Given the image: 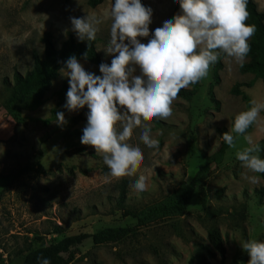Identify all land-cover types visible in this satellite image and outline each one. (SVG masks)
<instances>
[{
  "label": "rangeland",
  "instance_id": "obj_1",
  "mask_svg": "<svg viewBox=\"0 0 264 264\" xmlns=\"http://www.w3.org/2000/svg\"><path fill=\"white\" fill-rule=\"evenodd\" d=\"M254 2L264 12V0ZM110 4V0L95 7L86 0H0V264H19L27 249L65 235L134 226L136 221L122 216L116 205L122 181L128 182L126 204L140 208L164 199L198 170L199 186L182 215L150 224L117 242L93 245L87 239L70 264H247L243 242L264 241V173H247L235 153L247 146L244 135H249L260 144L264 157V111L259 123L236 136L235 147H228L218 160L214 155L221 141L218 129L231 133L230 122L238 112L253 99L264 101V81L241 72L235 61L219 57L217 83H213L214 64L190 100L177 96L167 120L144 121L159 141V153L143 145L135 129L131 142L139 144L144 157L137 173L110 177L102 173L101 155L94 147L80 143L87 107L69 111L58 93L68 81L59 65L67 59L65 41L71 36L87 42L78 40L69 18L100 14ZM144 5L152 9L149 37L138 39L147 43L161 19L180 9H174L172 0H144ZM110 24L104 20L94 40L103 63L112 58L103 50ZM78 62L100 75L98 65ZM51 70L56 75L43 88ZM133 74L138 75L139 69ZM235 83L244 84L241 94L230 93ZM53 109H66L65 124L55 122ZM77 115L81 119L71 124L68 119ZM141 172L148 177L146 190L136 193L130 185ZM243 174L256 175L258 183H248ZM212 228L222 239L223 258L209 242Z\"/></svg>",
  "mask_w": 264,
  "mask_h": 264
},
{
  "label": "clouds",
  "instance_id": "obj_2",
  "mask_svg": "<svg viewBox=\"0 0 264 264\" xmlns=\"http://www.w3.org/2000/svg\"><path fill=\"white\" fill-rule=\"evenodd\" d=\"M177 2L180 11L163 17L147 43L138 37H149L152 9L141 0H111L110 7L100 14L69 18L78 40L86 41L96 39L104 20L111 21L110 38L103 50L112 58L110 63L99 64L100 75L86 71L74 55L61 69L69 85L63 107L69 111L87 107L80 143L93 146L102 156L110 177L137 173L144 157L139 144L131 142L135 129H139L138 140L155 150L154 154L159 153V141L144 121L167 120L180 90L206 77L221 52L239 66L246 62L249 39L256 30L255 25L245 23L247 0ZM137 68L139 74L134 75ZM262 111L264 101L251 100L234 116L231 132L244 134L260 122ZM55 122L66 123L62 112L55 113ZM220 139L235 147L230 132ZM244 140L247 146L236 151V159L247 173H264L260 144L249 135H244ZM164 157L169 158L168 150ZM242 178L252 185L258 183L256 175L243 174ZM147 179L144 173H138L130 186L136 193L143 192ZM241 247L248 254L247 264H264V241L246 240ZM37 261L50 264L47 257L38 256Z\"/></svg>",
  "mask_w": 264,
  "mask_h": 264
},
{
  "label": "trees",
  "instance_id": "obj_3",
  "mask_svg": "<svg viewBox=\"0 0 264 264\" xmlns=\"http://www.w3.org/2000/svg\"><path fill=\"white\" fill-rule=\"evenodd\" d=\"M103 1L104 0H86V4L89 7H95L101 4ZM141 3L144 5V0H141ZM172 3L174 9L178 10L179 4L177 0H172ZM247 12L248 18L245 23L255 25L256 30L252 37L249 39L250 51L247 54L248 61L245 62L243 66H240V71L244 73H251L254 75L255 79H261L264 81V12L257 10L254 0H247ZM64 45L66 47L67 58L74 55L77 60H84L98 66L102 62L100 54L96 50L94 40L84 43L82 41H75L71 36H69ZM219 57H225V55L221 52ZM34 61L36 65L39 63L37 58H35ZM59 65L64 66L63 63ZM221 65V61L218 58L217 62L214 65L215 68L213 72V83H217L218 81L217 71L221 69ZM55 71L56 70H51L49 74H47V76L44 78L42 82L43 88H46L49 84V79L56 75ZM15 76L19 77L18 74H16ZM243 85L244 84L241 83L233 84L229 90L230 93L233 95L241 94V87ZM68 86L69 85L67 82H64L61 85L58 91L60 99H66L65 94ZM198 88L199 81L196 84H190L186 89H181L177 96L186 100H190L197 93ZM209 96L211 100L216 102V100L213 98L212 90H209ZM242 97L244 100H247L244 95H242ZM56 112H62L64 115L66 109H53L51 111L53 117H55ZM79 119H81V117L77 115L70 117L68 120L71 124H74ZM233 119L234 118H232L230 122L231 130ZM225 132H227L225 128L218 129V134L220 137ZM231 134L233 135L235 141L237 134L232 132ZM228 147L229 146L221 140L220 147L214 155V160L220 159L224 151ZM100 160L102 163V173H108L109 170L103 163L102 156H100ZM201 176L202 171L198 170L195 173L194 177L188 183L181 184L178 188L169 193L164 199L140 208H131L126 204L128 182L124 180L119 186V191L115 201L117 207L121 211L122 216H129L136 221L134 226L104 227L96 230L93 233L79 232L71 235H65L53 242L27 249L24 252L19 264H38V256L42 258L47 257L50 261V264H70L74 259L76 252L78 251V247L87 239H90L93 245L113 243L135 235L139 229L150 224L162 222L165 219H172L176 216H180L184 213L195 188L199 186V180ZM54 231L60 233L61 229L59 227H55ZM207 235L210 244L218 252L221 258H223L224 246L218 230L212 228L208 231ZM158 264L167 263L159 261ZM229 264H236V262L232 261Z\"/></svg>",
  "mask_w": 264,
  "mask_h": 264
}]
</instances>
